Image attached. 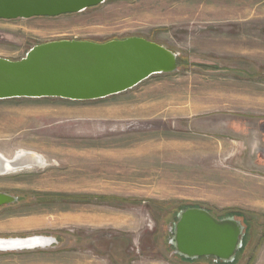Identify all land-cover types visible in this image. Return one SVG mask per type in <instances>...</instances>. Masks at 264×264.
I'll return each mask as SVG.
<instances>
[{
    "label": "rangeland",
    "instance_id": "374dc122",
    "mask_svg": "<svg viewBox=\"0 0 264 264\" xmlns=\"http://www.w3.org/2000/svg\"><path fill=\"white\" fill-rule=\"evenodd\" d=\"M130 37L176 54L177 72L96 101H0V154L28 158L0 174L17 198L0 209V238L56 242L0 252V264H213L174 253L191 208L239 221L235 264H264V0H106L0 21V58Z\"/></svg>",
    "mask_w": 264,
    "mask_h": 264
},
{
    "label": "water",
    "instance_id": "95a60500",
    "mask_svg": "<svg viewBox=\"0 0 264 264\" xmlns=\"http://www.w3.org/2000/svg\"><path fill=\"white\" fill-rule=\"evenodd\" d=\"M106 0H0V21L57 18L82 13ZM178 56L166 47L139 37L112 40L57 41L32 47L19 61L0 58V101L55 98L74 102L105 99L137 87L155 75L178 70ZM16 159L14 169H23ZM13 162V163H12ZM5 172V171H4ZM17 198L0 193V209ZM244 227L232 217L214 218L207 210L186 209L173 225L171 245L186 260L213 259L231 264L242 248ZM50 239L43 247L13 249L14 242ZM44 236L0 238V252L44 249L55 244Z\"/></svg>",
    "mask_w": 264,
    "mask_h": 264
},
{
    "label": "bare ground",
    "instance_id": "6f19581e",
    "mask_svg": "<svg viewBox=\"0 0 264 264\" xmlns=\"http://www.w3.org/2000/svg\"><path fill=\"white\" fill-rule=\"evenodd\" d=\"M24 153V152H23ZM18 153L14 159H16L15 162H17L16 165L18 164H21V165H26L28 163V158L25 156V153ZM31 155V154H30ZM33 157V156H32ZM38 158V157H37ZM36 159H33L31 163H38L39 160H36ZM13 161V160H8L6 158H4L1 154H0V174H4V173H7V172H10V171H14L16 169H14V167H11L10 165V162ZM35 161V162H33ZM13 163V162H12ZM27 167V166H25ZM29 167V166H28ZM5 171V172H4ZM52 240L50 239H34V240H31L30 243H21V242H14L13 244V249H17V248H20L22 249V247L24 246H29V247H34V246H38V247H43L45 246L46 244H50Z\"/></svg>",
    "mask_w": 264,
    "mask_h": 264
},
{
    "label": "trees",
    "instance_id": "16d2710c",
    "mask_svg": "<svg viewBox=\"0 0 264 264\" xmlns=\"http://www.w3.org/2000/svg\"><path fill=\"white\" fill-rule=\"evenodd\" d=\"M112 40H116V39H112ZM105 43V42H104ZM177 63H178V67L181 65L180 63V60L179 59H177ZM235 215L237 216V217H239V212H237V213H235ZM241 217V216H240ZM246 241H244L243 243H245ZM180 259H182V260H184V261H187V262H192V261H190V260H186V259H184V258H180ZM206 259H199V261H205ZM207 260H211L212 261V259L211 258H209V259H207ZM237 261V259L232 263V264H235V262ZM213 262V261H212ZM214 264V263H213ZM217 264H223V263H217Z\"/></svg>",
    "mask_w": 264,
    "mask_h": 264
},
{
    "label": "flooded vegetation",
    "instance_id": "af4514ba",
    "mask_svg": "<svg viewBox=\"0 0 264 264\" xmlns=\"http://www.w3.org/2000/svg\"><path fill=\"white\" fill-rule=\"evenodd\" d=\"M214 217V216H213ZM214 218H216V217H214ZM216 219H218V218H216ZM219 220V219H218ZM212 261H213V259H212ZM214 262V261H213Z\"/></svg>",
    "mask_w": 264,
    "mask_h": 264
}]
</instances>
